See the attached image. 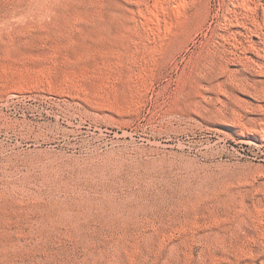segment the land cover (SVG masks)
I'll return each mask as SVG.
<instances>
[{"label":"rangeland","instance_id":"obj_1","mask_svg":"<svg viewBox=\"0 0 264 264\" xmlns=\"http://www.w3.org/2000/svg\"><path fill=\"white\" fill-rule=\"evenodd\" d=\"M0 0V264H264V0Z\"/></svg>","mask_w":264,"mask_h":264},{"label":"bare ground","instance_id":"obj_2","mask_svg":"<svg viewBox=\"0 0 264 264\" xmlns=\"http://www.w3.org/2000/svg\"><path fill=\"white\" fill-rule=\"evenodd\" d=\"M161 4H166V0H159Z\"/></svg>","mask_w":264,"mask_h":264}]
</instances>
